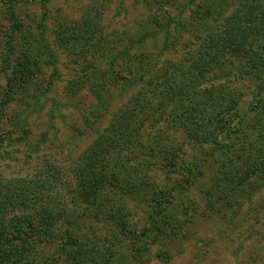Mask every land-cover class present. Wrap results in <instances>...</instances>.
Segmentation results:
<instances>
[{
	"label": "rangeland",
	"instance_id": "obj_1",
	"mask_svg": "<svg viewBox=\"0 0 264 264\" xmlns=\"http://www.w3.org/2000/svg\"><path fill=\"white\" fill-rule=\"evenodd\" d=\"M234 4L235 0H0V177H34L53 163L65 172L66 183H77L76 164L119 109L151 75H160L199 45L215 24L217 10L227 16ZM96 13L99 25L93 32L84 23ZM67 30L71 34L65 35ZM49 49L59 69L54 75L46 62ZM225 60L210 75H228V86L242 94L237 113L249 114L252 120L254 99L263 101L257 92L264 93V73L250 66L249 56ZM29 63L32 76L27 82L17 80L19 67ZM6 93L12 95L9 101H4ZM260 131L258 127L241 142L261 138L264 143ZM169 135L181 148L174 167L155 163L148 188L142 191L128 182L117 186L116 204L126 215L123 225L80 218L87 204L79 193L72 204L63 180L53 195L62 200L59 208H70L65 216L55 217L57 238L38 240L20 261L0 247V264H62L70 248L64 236L70 219L92 238L108 233L116 264H264V188L234 217L223 211L206 217V188L226 157L215 144L195 141L177 127H170ZM145 139L147 144L149 138ZM232 141L241 146L239 139ZM135 150L143 153L145 148L139 145ZM197 162L203 175L197 184L194 177L186 187L173 184L192 175L180 168ZM111 186L105 182L100 189L106 194ZM151 197L170 201V217L184 224L178 235L163 239L157 234L150 218L157 207L153 211L148 206ZM33 212L11 213L7 227L23 226V219L33 218ZM168 221L161 220L160 231ZM164 251L169 258L158 256Z\"/></svg>",
	"mask_w": 264,
	"mask_h": 264
},
{
	"label": "trees",
	"instance_id": "obj_2",
	"mask_svg": "<svg viewBox=\"0 0 264 264\" xmlns=\"http://www.w3.org/2000/svg\"><path fill=\"white\" fill-rule=\"evenodd\" d=\"M97 18L98 13L88 16L84 23L87 30L99 25ZM69 32L71 34V31H65V35ZM47 54L46 62L53 67V75L59 73L53 51L49 49ZM240 54L249 56L250 66L264 73V0H235L227 16L222 9L217 10L215 24L201 38L199 45L188 50L182 60L160 75H151L114 115L107 129L76 164L73 174L77 183H66L65 172L53 163L41 168L34 177H0V247L17 254L20 261L22 253L30 251L38 240L57 238L53 231L55 217L65 216L70 208L67 204L59 208L62 200L53 195V190L63 180L72 204L78 193L87 204L80 218H94L99 222L113 220L123 225L126 215L121 206L117 207L115 196L118 192L115 190L119 189L118 185L123 187L128 182L142 191L146 186L148 188L149 171L155 163L167 167L177 164L181 148L169 135L170 127L181 129L200 143L215 144V150L226 157L217 174L207 183L205 204L208 212L204 208L205 216L221 211L225 215L230 212L233 217L239 214L244 205L253 202L264 188V143L261 138L254 143L241 142L258 127L264 131V93L257 92L263 101L254 99L250 106L253 119L250 120L249 114L237 113L242 94L228 86V75L210 74L224 66L228 56ZM31 74L30 63L24 68L20 66L16 72L17 80L27 82ZM8 94L4 101L11 99V93ZM98 96L102 97L101 94ZM148 123L152 126L148 127ZM147 137L148 143L144 144L142 140L146 138V141ZM233 137L240 140L241 146L232 141ZM139 145L145 148L143 153L135 150ZM200 165L197 162L187 169L179 167L184 175L187 170L192 175L184 182L175 180L173 184L186 187L193 177L197 184L203 176ZM127 178L131 182L126 181ZM105 182L114 185L106 194L100 189ZM160 198L149 199L148 206L153 211L157 207L150 218L158 227L157 234L170 239L178 235L184 224L174 216L170 217L174 207L167 205L170 201L166 203ZM18 211L35 212L31 220L23 219V226L12 223L8 228L9 215ZM161 220H169L164 231H160ZM67 221L64 236L70 248L62 264L118 263L116 252L110 248L108 233L101 232L92 238L86 230L80 229L82 225L78 221ZM79 231H84L85 235L79 236ZM90 231L94 232L96 228L93 226ZM158 256L169 258L166 251Z\"/></svg>",
	"mask_w": 264,
	"mask_h": 264
}]
</instances>
